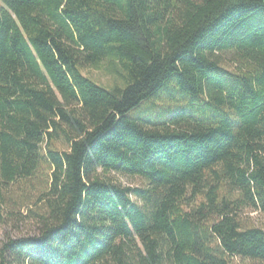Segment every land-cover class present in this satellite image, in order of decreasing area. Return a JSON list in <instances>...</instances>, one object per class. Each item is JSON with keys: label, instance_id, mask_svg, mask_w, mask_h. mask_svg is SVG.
Listing matches in <instances>:
<instances>
[{"label": "trees", "instance_id": "trees-1", "mask_svg": "<svg viewBox=\"0 0 264 264\" xmlns=\"http://www.w3.org/2000/svg\"><path fill=\"white\" fill-rule=\"evenodd\" d=\"M248 210L264 0H0V264H264Z\"/></svg>", "mask_w": 264, "mask_h": 264}, {"label": "rangeland", "instance_id": "rangeland-1", "mask_svg": "<svg viewBox=\"0 0 264 264\" xmlns=\"http://www.w3.org/2000/svg\"><path fill=\"white\" fill-rule=\"evenodd\" d=\"M84 73L97 82L108 84V76L103 70L85 68ZM109 175L114 181H117L122 185L137 186L141 185L143 182L142 179L137 176H125L116 173H109ZM246 214L248 215L247 217L250 218V221L255 225L264 227V214L250 210L246 211L245 215ZM35 229L36 224L30 218H26L18 224H13L11 222L0 223V240L7 235L11 237H19L26 234H33Z\"/></svg>", "mask_w": 264, "mask_h": 264}]
</instances>
